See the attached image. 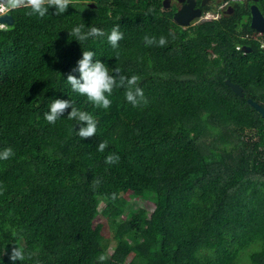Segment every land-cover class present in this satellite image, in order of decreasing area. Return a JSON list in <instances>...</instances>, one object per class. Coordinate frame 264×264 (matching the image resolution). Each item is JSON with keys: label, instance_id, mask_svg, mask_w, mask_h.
<instances>
[{"label": "trees", "instance_id": "trees-1", "mask_svg": "<svg viewBox=\"0 0 264 264\" xmlns=\"http://www.w3.org/2000/svg\"><path fill=\"white\" fill-rule=\"evenodd\" d=\"M256 5L264 16V0ZM52 12L12 9L0 29V149L14 153L0 161L2 264L15 245L20 264H264V118L247 103L264 107V35L246 39L254 31L239 29L241 13L183 28L162 0H70ZM81 21L104 35L79 45L68 32ZM113 25L123 33L115 49ZM85 49L137 75L135 106L124 88L108 109L71 91L64 79ZM54 98L91 113L96 134L78 137L67 116L45 121Z\"/></svg>", "mask_w": 264, "mask_h": 264}, {"label": "clouds", "instance_id": "clouds-1", "mask_svg": "<svg viewBox=\"0 0 264 264\" xmlns=\"http://www.w3.org/2000/svg\"><path fill=\"white\" fill-rule=\"evenodd\" d=\"M70 0H0V15H7L10 10L19 7H27L28 14L36 17H45L49 9H52L53 15H63L69 9ZM218 19V18H217ZM214 19V20H217ZM208 21L209 13L201 14L199 19ZM5 25L0 23V29ZM104 32L91 25H85L82 21L71 27L68 37L76 41L79 45L84 44L90 37L103 36ZM123 38V33L119 30V25H113L107 35V42L113 48H117L118 42ZM146 44L153 42L163 46L165 38L161 36L158 41L154 37H145ZM239 49V48H237ZM246 54V53H244ZM75 75L69 73L64 81L70 87L71 91L78 96L84 97L93 106L101 109H108L112 101L109 98L115 88H124V99L135 106L138 98L143 97V90L137 86V75L124 76L119 75L118 70L110 71V68L101 59H98L96 53L92 50H81L80 57L75 61V67L72 70ZM115 72L118 75H112ZM68 110L65 114V110ZM67 116L68 119L75 121V134L80 138L93 137L97 132V122L93 115L87 111L74 106L71 100L54 98L48 104L47 111L44 113V120L49 124L55 123L61 117ZM106 147L104 142L97 145V150L103 152ZM14 155L13 150L8 148L0 149V161H7ZM119 157L115 154L105 156V162L114 164ZM15 245V244H14ZM25 258L24 250L14 246L9 254L11 264H20ZM100 262L105 260L104 255L98 257ZM2 264V261H0Z\"/></svg>", "mask_w": 264, "mask_h": 264}, {"label": "water", "instance_id": "water-1", "mask_svg": "<svg viewBox=\"0 0 264 264\" xmlns=\"http://www.w3.org/2000/svg\"><path fill=\"white\" fill-rule=\"evenodd\" d=\"M250 1L256 2L258 0H250ZM179 2L182 5L179 9H177L173 13V21L183 28L189 27L192 21L200 18L201 16L200 9L195 8L196 6L195 0H179ZM206 2L207 0H201L200 5L204 6ZM162 7L164 9H168L170 7L169 0H162ZM250 15H251V20L249 23V27L260 34H264V17L258 10L257 6L254 4L250 6ZM0 23H3L5 26H10L13 23L12 17L9 14L0 15ZM241 51L243 53H248L250 51V48L242 47ZM225 83L227 84L228 87H230V89L234 94L243 96L242 89L237 84L230 83L228 80H226ZM247 103L255 111H257L262 116V118H264V107L252 101L251 99H248Z\"/></svg>", "mask_w": 264, "mask_h": 264}, {"label": "flooded vegetation", "instance_id": "flooded-vegetation-1", "mask_svg": "<svg viewBox=\"0 0 264 264\" xmlns=\"http://www.w3.org/2000/svg\"><path fill=\"white\" fill-rule=\"evenodd\" d=\"M169 2H170V8H174L175 11L177 9H179L182 5L179 2V0H169ZM195 2H196L195 8L200 9V12L202 15L204 13H209V11H211V8H209V6L212 2L217 4V5L219 2H224V6H222L220 9L221 18L228 17V15H229V17H234V16H236L235 14L241 13L240 17H239V22H238L239 23V29H241V26L244 25L245 23H248V25H249L250 20H251L250 6L253 4L256 5V3L258 1L252 2L250 0H207V2L205 3L204 6L200 5L201 0H195ZM247 10H248V13H243V11L246 12ZM262 35H264V34H260L256 31H254L253 33H247V35H245V38L246 39L252 38L253 40H257L258 42H260L259 37H261ZM242 47H248V46L242 45L239 48V50H241Z\"/></svg>", "mask_w": 264, "mask_h": 264}, {"label": "rangeland", "instance_id": "rangeland-1", "mask_svg": "<svg viewBox=\"0 0 264 264\" xmlns=\"http://www.w3.org/2000/svg\"><path fill=\"white\" fill-rule=\"evenodd\" d=\"M224 6V2H219L218 5L215 4V3H211L209 8H211V11H209V19L210 20H214V19H220L221 18V14H220V9L221 7ZM201 22L200 20L198 21H192L191 22V26L197 24ZM122 198L127 202V201H130V197H128L127 194H124L122 195ZM138 208H141V209H144L148 214L151 213L152 209H153V206L150 204V203H138ZM101 208H103V205L100 203L98 209L101 210ZM97 224H102L104 225V229L102 230V235L105 237V239H107L109 242H108V249H107V254L110 255L112 253V250L114 248V242L111 240V237H112V234L111 232L108 230V228L106 227V224H105V221L104 219L99 216L97 218V220L94 221V225H97ZM245 257H242V259L240 260V264H245L246 263V260H244ZM248 262V261H247ZM247 264V263H246ZM249 264V263H248Z\"/></svg>", "mask_w": 264, "mask_h": 264}]
</instances>
